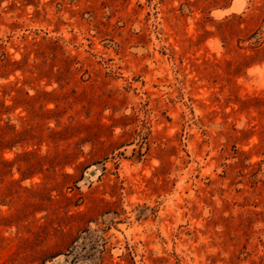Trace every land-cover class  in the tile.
<instances>
[{
    "label": "rangeland",
    "instance_id": "rangeland-1",
    "mask_svg": "<svg viewBox=\"0 0 264 264\" xmlns=\"http://www.w3.org/2000/svg\"><path fill=\"white\" fill-rule=\"evenodd\" d=\"M0 264H264V0H0Z\"/></svg>",
    "mask_w": 264,
    "mask_h": 264
}]
</instances>
